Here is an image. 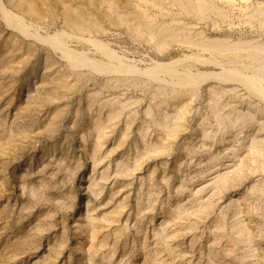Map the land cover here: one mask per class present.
Masks as SVG:
<instances>
[{
  "label": "rangeland",
  "instance_id": "rangeland-1",
  "mask_svg": "<svg viewBox=\"0 0 264 264\" xmlns=\"http://www.w3.org/2000/svg\"><path fill=\"white\" fill-rule=\"evenodd\" d=\"M0 264H264V0H0Z\"/></svg>",
  "mask_w": 264,
  "mask_h": 264
},
{
  "label": "bare ground",
  "instance_id": "bare-ground-1",
  "mask_svg": "<svg viewBox=\"0 0 264 264\" xmlns=\"http://www.w3.org/2000/svg\"><path fill=\"white\" fill-rule=\"evenodd\" d=\"M204 6V4L203 3H199V4H197V5H195V8L197 9V11L198 12H200V11H202L203 10V7ZM191 78V77H190ZM201 78V77H200ZM192 79V78H191ZM196 79V78H195ZM198 79H199V77H198ZM188 80V79H187ZM189 81V80H188ZM194 81V80H193ZM192 81V82H193Z\"/></svg>",
  "mask_w": 264,
  "mask_h": 264
}]
</instances>
